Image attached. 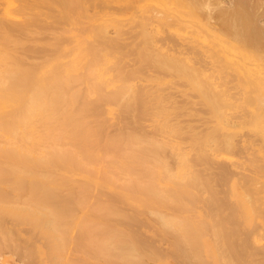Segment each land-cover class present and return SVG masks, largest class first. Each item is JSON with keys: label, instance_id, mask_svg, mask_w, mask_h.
<instances>
[{"label": "rangeland", "instance_id": "rangeland-1", "mask_svg": "<svg viewBox=\"0 0 264 264\" xmlns=\"http://www.w3.org/2000/svg\"><path fill=\"white\" fill-rule=\"evenodd\" d=\"M127 5H128V2L126 0H0V28H1L0 29V31H1L0 32V41L2 42V40L4 39L2 42L3 44L1 43L0 46L5 44V45L11 47V48L8 47L10 50H12V51L14 50V52H15V53H13L12 51L11 52L9 51V53H8L7 51L9 49L7 50V48H4L6 53H8V57H10V60H9V59H7L8 57L6 55L7 58L5 59L4 63H7V64L12 63V64H14V66L17 65L16 63H18L19 64V66L17 65L18 68H20L22 66L24 67V68H22L23 70L20 69L21 71H23L22 75H24L27 71V74L31 73L30 76H33L36 73V71L38 72L41 70V67L43 65L45 66V65H48L50 63L55 64V62H56V65H54V67L56 69L58 68L57 71H60L61 69H63V70H61V71H63V74H61L62 73L61 71L57 72V73H59V75L63 76L64 75V69H65L64 65H66V62L71 58L72 53L76 47L75 37L79 36L81 38H84L85 42H86L85 54L88 55L87 56L88 60H87L86 66L89 64H93V65H91V66H93L92 68L96 67L100 73H103V71H104V73H103L104 76L102 74L101 78H93V79H95L96 83L97 82L98 83L100 82V84L102 83L103 85L102 84L101 85L104 87V89L102 87H99L100 89L94 90V91L103 90L102 94L104 92L105 96H103L104 94L103 95L99 94L98 100H97L96 94L98 92L95 93L93 91V89L89 90L90 92L91 91L93 92L94 95H92V93H91L93 98L91 96H89L90 92L87 91L85 86H88L87 83L90 79L88 78L89 80L85 83L84 81H86V80L85 79L83 80V78H85L84 77L85 75H83V76H81L82 74L79 75V77H80L79 79L81 80V77H82V80H83V81L81 80L80 83L77 82L78 83L77 84L76 83L77 80H75V83L77 84L76 88L74 87V85H70L72 88L68 87L69 84H72V81L70 83V80H69L68 85L64 84L67 80L66 79L67 76L64 75L63 77L66 80L65 79L63 80L62 79L63 77L61 78V80H63L62 82H64V83L57 81L55 83L54 87H56V85H57L58 86V87H56L57 90H58V88L61 87L59 89L61 92V95L67 94V96H74V95L75 96L73 97V99H72V97L70 99L67 97L69 100L61 98L62 100H61V102L60 101L58 102L59 104H57V106L59 107V109H62L61 108L62 105H63L62 107L65 106L64 109L66 112L64 111L65 113H63V112H61L62 110L57 109V113L63 119L64 114L70 112L68 118H70V115H71V117H72L71 120L73 121L74 126H76L75 123L79 124L77 122H81V124L83 122L84 124L87 125V127L90 126L93 128V130H94V128L96 129L97 133L94 132L95 130L93 131V133H96L95 135L98 134L97 138H99V140H102V143L98 142L97 141L98 139L95 140V143H93L94 145L92 144L89 146L91 149L93 147V149L94 148L95 149L100 148L101 151H102V149L105 150L107 148V145L108 144L110 145L109 140L111 139L112 141L117 142L119 145L118 146L117 143H115L116 144L115 146L110 145L111 149H112V146H113L114 150H115V148H116V150L120 149L121 152L119 150L118 153L120 152L121 154L122 153L125 154V155H123V154L120 155V157L122 156L127 160H133V161H135L136 164H139V161H141V160H142L141 161L142 163L147 162L146 164L152 165V166L155 163L160 164L162 162L163 163L165 162L164 164H160V166L158 165L157 167H156V165H154L156 170L159 169V170H157V173H159L158 177H160V175L171 174L172 172L178 173V174L175 173V175L173 173L171 174V175H174L173 176L174 179L177 178L176 180H178V182L175 180L178 189L175 188L176 187V184H175V187L172 190H175V189L176 190L173 192L170 191L171 193H169V191H168V195L166 194V196H169V194H171L170 195L171 198L169 197L170 201H173V200H171L173 198V196H177L178 197L177 203L180 200H181L180 202H182V201H184V202L177 204L175 201H173L171 204L168 197H167V200H165V198L163 200V197L159 198L160 195H156L158 197H154L151 194H150L151 195V197H150L151 199H150V198H148V196L146 197V195H149V194H145L146 193L145 191H144L145 193L143 195L142 189H137V188L135 189L134 188L133 190L134 191L136 190L135 192L141 191L140 196H138L140 198L137 197V200L135 201V198L137 195H139V193L137 192L134 194L132 192H129V190H131V188L128 190L127 184H126L127 190H125V191L122 190L123 186L125 189V185L122 186V184L123 183L125 184V180H126L125 177L123 179L122 176H125L128 174L130 176V173H131L130 171L131 170L134 171V169H135V172H138V170L136 171V169L140 168L138 166L137 167L134 166L133 168H131V170L127 169L126 171L129 170L128 173H126L125 168H124V170H121V171H124L125 174L121 175L119 173L120 174L119 176L122 178L121 179L119 177L120 178L119 180L122 181V184H121V181H117V185H116L117 190L116 191H117V194H119V195L116 196L117 194L115 195L114 192L109 191L106 188L104 189V188L99 187V190H97L96 188H98V187H96L93 184L91 186V183H87L88 188L92 189L90 191V189L86 188L87 186L84 187V185H86L85 182H83L82 180H79V179H77L78 181L77 180L73 181V180H70L67 178L62 179L64 177L63 175L67 174V173H72V172H79L80 174L82 173V170L77 165L70 163V162H67L65 164H63L60 161L58 162L60 164H57V162H53L52 164H54L55 167L52 164L49 165L50 167L45 164L46 165V167H45V165H43V164L41 165V163H38V162L37 163H28V164L24 165L21 169L22 172L24 174H27V175H23V177L20 178V180H18V179L16 180L15 179L16 176L12 173V170H10L7 165L4 166L2 164V166L0 165V169H2V167H4V169H5V167H7L3 171H7V169H8V171L10 170V172H11L10 174H12V176L8 172V174L10 176V179H9V176L6 174V172L4 175H2L1 170H0V173H1L0 183H2V184H0V190H1L0 191V198L2 199V200L0 199V264H67V263H69V264H95V263L96 264H108L107 262H109L111 264H120V263L123 264V262H121V259L123 257H124L123 260L125 261L124 262V264H125L126 258H125V256H123V254L126 252H124L122 255L119 254L120 256L116 255V257L120 259L117 261L115 260V262H117V263H115L113 261L114 259H109L110 256L103 258L102 255L100 256V260L97 259V260H99L97 262V260H95V257L97 258V256H95V252H94V251L98 252L99 250L102 251V249L105 247H106L105 250L106 249H110V251L114 250L115 244L113 245V247L108 246V245L115 243L117 238L116 239L115 238L112 239V238L116 235V233H118V232L120 233L121 230H126V231H124V235H122L123 232H122V234H120L121 237H119V239H117V241L118 240L120 241V238H123L125 236V238H127V239L123 240L124 239L123 238L122 239L123 241L122 240L120 241L122 244L124 242L123 245H125V246H123L122 244H118L119 241L118 242L116 241V245L118 244L120 246H123V247H121V249L124 248L126 251L127 250L129 251L132 246H135V247H137L138 250L135 247H134V249L139 254L141 253V256L143 258L142 259L138 253L134 254L135 253V251H134V252H132L133 254L131 253L132 259L133 258L136 259V257L139 256L142 260L139 261L140 263H138V261H135V262H131V264L132 263H135V264H137V263L138 264H141V263L142 264H196L197 261L195 262V260H198V259H195L193 257V254H194L193 250H192V253H190V251H191L190 248H192V247L189 248L190 250L188 249V247L190 246L188 244L189 242L188 243H182V240L184 238L182 239L181 234L180 235H178L179 233L176 234L178 236H181V240H180L179 238H177L178 236L176 237V235L174 234L176 232V230L173 229L172 231L168 232L169 230L168 231L166 230V228L168 227L167 225H165L166 222L163 223L160 221L162 220L161 218H163V219L164 218H170V216L166 217L165 216L166 214H167V216H168V214H171L173 216H190V217L195 218L197 221L198 220L196 218L197 212H201V214L204 215V217H206V218L212 217L211 218L212 222L215 221L216 224H217V222L220 221V225L222 224L223 229L225 228V233H227V237H230L234 240L232 242L230 241L229 245L230 246L235 245V246H233L236 249L235 253H234V251H232L233 252L232 253L231 250H233V249H231V247L228 248L229 246H227V245H226L227 251L230 249V251H228L227 253H230V254H227L226 251H223L221 249L222 250L221 251L222 257H225V259H228L227 261L233 259L231 261H233L234 263L229 262V264H231V263H233V264H264V248L259 249L261 247V245L264 244V138L259 134V132L257 130L260 128L264 129V113L255 114L251 111L252 105L256 102L251 101L252 102L251 103L249 100H245L239 95L240 90L238 87V81L232 75L229 76L230 82L228 84V86H230V88H231L229 91L232 94H230V93L226 94V93H223L222 91H214L211 94L214 96V98H213L214 101L213 100L209 101L211 99V98H209L210 96L207 98H201L200 97L201 100H199L198 98L197 99L191 98L192 95L188 96V95H190L189 93H192V90H191V92H189L190 91L189 86L185 85L184 83L182 84L180 82L181 81L180 78L177 77V74H179V72L175 73L174 68H172L173 71L171 70V67L169 69V72L166 70L165 65L168 64V62L170 60L165 57L169 61L166 59H165L166 61H164V59H163L164 57L162 55L163 54L162 50L165 49L166 45H170V46L174 45L173 47H176L178 45V43H179L178 38L175 36V34L169 33L168 31H163V33H162L156 27H153V29L150 30V32L152 33L151 37H149V35H147L146 33L144 35L143 32H145L144 30H146V29L145 28H144V30L142 29V27L144 26L142 23V17L146 13L145 9H143V8H145L146 3L143 2L140 4V5H142L141 7H143V8L137 9L138 12H136V10H127L126 9ZM6 6H8L9 8ZM165 8H167V7H165ZM146 9H149V7L147 6ZM98 11L101 12V14L102 13L104 14L105 12L109 13V14L103 15L100 17V14H98V15L96 14V12L98 13ZM131 13H134L133 18L129 17V15ZM13 16H15V18ZM156 29H157V31H156ZM89 30H90V32H89ZM94 30H96V35L94 33L95 32ZM97 30H98V32H97ZM115 31H117L118 33L120 32L119 33L120 35L123 32L122 33L123 35L117 39V37H119V36H117ZM126 31L129 34L125 33ZM4 32H7L9 36L7 34H5ZM98 33H100V34H98ZM136 33L139 37L137 35H135ZM101 34L104 35L105 37H103ZM133 35L137 36L138 38L132 37ZM142 35H144L145 37L146 36L148 37L147 38L148 40L146 41V43H145L146 39L144 38L145 40H143ZM5 36H8V37H5ZM93 37H95V39ZM101 37H102V40H100ZM11 38L14 40L13 43H12ZM104 38H107V39H104ZM15 39H18V40H15ZM108 39H110V40H108ZM131 39L133 41H137V43H138V44L136 43L137 46H136V44L134 45V42L131 41ZM149 39L153 42L152 44H150L151 41H149ZM90 40L93 43L92 45L90 43ZM18 41L20 44H18ZM100 41H102V42H100ZM94 42L99 43V44H97L98 46ZM176 42H178V43H176ZM10 43H12V44H10ZM111 43H112V45H111ZM17 44H18V46H17ZM99 45L101 46L102 51H100L99 49L97 50L98 47L100 48ZM138 45H140L139 46L140 48L138 47ZM150 45L152 47L154 46L153 49L156 48L157 50H153L150 47ZM2 47H4V46H1L0 50H2L1 49ZM13 47H14V49H13ZM71 48H72V51H71ZM112 48H113V50H112ZM5 51L3 50V52H5ZM153 51H157V52H153ZM159 55H160V57L161 56L163 57V58H161V60H160ZM3 56L5 58V53ZM16 57H18L19 60ZM51 58H52V62L49 61V60H51ZM55 58H58V59L56 60ZM62 58H65V59H62ZM162 59H163V61H162ZM156 60L159 63L156 62ZM91 61H93V63ZM160 61H162V62H160ZM88 62H91V63H88ZM96 62L98 64H100V66ZM165 62H166V64H165ZM20 63H22V64H20ZM45 63H47V64H45ZM171 63H172V61H170L169 64H171ZM39 65H40V67H39ZM11 66H13V65H11ZM89 66H88V68H89ZM101 66H102V68H101ZM37 67H38V69H37ZM168 68H169V66L167 67V69ZM24 69H26V70H24ZM32 72L34 74H32ZM29 74L27 75L28 76L27 81L31 80V77L29 76ZM173 74H174V76H173ZM60 77L61 76H59V78ZM107 78H108V80L111 78V82L110 81L108 82ZM112 80H113V84L118 86V89H117V86L113 85L114 87H112V88H114V89H112V91L107 90V89H111L110 86L112 84ZM114 81H116V82L114 83ZM90 82L92 83L93 80ZM122 82L124 84L125 83L128 84L127 89L124 86V84H122ZM59 83H61V84H59ZM75 83L73 81V84H75ZM93 83L91 85L95 84V86H96V83H94V84ZM107 83H108V85H107ZM100 84H97V85L99 86ZM61 85H63V86H61ZM184 85L186 86V88ZM66 86H67V89H66ZM98 86H96V87L98 88ZM89 87H90V85H89ZM92 87H90V89ZM182 87H184V88H182ZM63 88L65 91L63 90ZM115 88H116V90H115ZM83 89H86L85 91H87V93L89 92V94H87ZM187 89H189V90H187ZM57 90H56V92H57ZM59 90H58L57 94H60ZM80 90L82 93H85V95L83 94L84 97H82V93L79 94ZM237 90H239V91H237ZM69 91H70V93L68 94ZM71 91H73V92L75 91L74 93H78L80 96L78 94L72 95ZM234 92H236V93H234ZM99 93H100V91H99ZM184 93H185V96H183ZM187 93H188V95H187ZM192 94H193L192 97H195L194 96L195 93L193 92ZM219 94L221 97L219 96ZM186 95L189 97V99L183 98V97H186ZM101 96H102V98H101ZM127 96H129L128 97L129 99L127 98ZM229 96H233V99H232V97H229ZM239 96L241 97V99ZM87 97L90 98V101H88L89 99ZM197 97H199V96H197ZM85 98H86V100H84ZM208 98H209V100H208ZM74 99H75V101H74ZM63 100L64 101L66 100V102L69 103L68 104V108H70L69 110L72 109L71 106L73 107L74 104H75V106H74L75 108H76V106H78L77 108H79L81 106L79 108L80 112L74 111V109H75L74 108L72 110V113L74 112L73 114H75V117H74L72 115L71 111L66 110V108H67L66 103H64ZM72 100L74 103H72ZM228 101L230 102L229 104L226 103ZM62 102L65 105L61 104ZM87 103H89V104H87ZM70 104H71V106H69ZM216 105L221 107L220 111L223 110V114H221V115L219 114L220 113L219 107L218 106L216 107ZM212 107L213 108L215 107V109H213ZM76 110H78V109H76ZM20 114L21 113H19V115ZM82 115L85 117L87 115V117L89 119L87 117H86V119H88V120L83 119ZM219 115L222 116V118L219 119ZM96 116H98V117H96ZM91 117L93 120L91 119ZM73 118H76L77 120L73 119ZM62 119L60 121H62ZM65 120H66V122H68L67 120L70 121V122H68V124L72 123V121L70 119H65ZM101 120H102V122H101ZM64 121H62L61 123L63 124ZM213 121H215V122H213ZM66 122L64 124H67ZM61 123H59L60 126L62 125ZM93 123H94V125H93ZM217 123H219V124H217ZM222 123H223V127H226V128H224V129L221 128ZM216 124H217V126H216ZM225 124H228L229 126H226ZM220 125H221V127H220ZM230 125H232V126H230ZM71 126H73V124ZM90 127L88 128L89 130L91 129ZM97 127H98V129H97ZM252 130H253V132H252ZM90 131L92 132V129ZM111 135H113L114 138L117 135V137L115 138L117 140L112 139L113 137ZM233 135H234V137H233ZM109 136H111V137H109ZM118 136L121 139L118 138ZM95 138H96V136H95ZM106 138L107 139L110 138L108 140L107 145H106L107 140L104 141ZM128 138H130L129 139L130 142H129ZM132 138H135V141ZM229 138H233L232 139L233 142H231L230 141L231 139H229ZM138 141H139V144H138ZM229 141L231 142V144H230L231 146H229V144H227V142H229ZM124 142H126V143L124 144ZM29 143L27 144V146H30L29 148H31V147L36 148L37 147L36 145L34 146V144H32V143L29 144ZM75 143H76V145H78L82 142L80 141V143H77V141H74V142L70 143L72 148L76 147V146L72 145ZM131 143L132 144L134 143V146L136 145V143H137L136 146H138V145L141 146L142 144H144V146H142L141 149H140V147H139V149H137L134 146L131 147V145H132ZM120 144H121V146H120ZM129 144H131V145H129ZM122 145H124V146H122ZM204 145H206V146H204ZM208 145H209V147H208ZM78 146L80 148L81 144ZM150 146L153 147L154 149L150 148ZM144 147H145V149H144ZM201 147H202V149L204 148L203 149L204 152H205V148L208 147V151L201 154L200 153V152H202ZM133 148H135L138 152H136L135 149H133ZM37 149H38V147H37ZM107 150L108 149H106V151ZM112 150H109V151H112ZM116 150H115V152L114 151L113 152L116 153L117 152ZM124 150H126L128 152L125 153ZM113 152H110V153L113 154ZM135 152L138 153V155H136ZM152 152L155 155L154 156L151 155V157H150V153H152ZM118 153H116V154L118 155ZM128 153L129 154L132 153L133 155H129ZM147 153H149L148 157H147ZM185 154L187 156H185ZM113 155H115V154H113ZM227 155H230V157ZM178 156L179 157L184 156V157L182 159L181 157L179 158ZM135 157L136 158L139 157L138 161H137V159H135ZM144 157H146V158H144ZM153 158L156 159L157 162L152 161ZM103 159H105V158H103ZM103 159H101L99 161L101 162V161H103ZM107 159H109L110 163L113 162L110 160V158H107ZM185 159L187 161H185ZM149 161H150V163H149ZM182 161L185 162L184 166L182 165L184 163V162L182 163ZM96 163H98V160L96 161ZM166 164L169 166L171 171L169 169H166V167H165V169H166V171H165V169L163 167H164V165L166 166ZM58 165H61V166L59 167ZM106 165H108V162ZM111 165L113 166V164H111ZM108 166H109V170H110L111 169L110 165H108ZM108 166H106V167L108 168ZM26 167H27V169H29V173H28L27 169L26 170L23 169ZM61 167H62V169L65 170V172H64V170L61 169ZM185 167L188 168L189 173L187 171L183 170V169H185ZM48 168L49 169L51 168V170H48ZM112 168H114V167H112ZM45 169L48 170L49 174L46 173L47 170H45ZM69 170H70V172H69ZM161 170H163V171H161ZM36 171H38V172H36ZM91 171H93V170H91ZM133 171H132V173H133ZM183 171H184V174H185V172H187L186 176H189V178H190V176H191V178L193 176H195V178L194 177L192 178V181H187L184 185H182V183L184 181L188 180L187 179L188 177L186 178V176H185V178H184V176L182 175ZM192 171H194V172H192ZM139 172H142V171L139 170ZM35 173H37V174L35 175ZM45 173L48 175L52 174L53 176H55L53 178L56 179L57 183L61 186V188H54V189H56V190H54V189H52L53 187L51 188L49 186L52 190H50V191L48 190L49 191V194H48V191L46 189L45 190L43 189V188H46L47 185L44 184L45 187L44 186L42 187L43 182L37 178V176L38 177L44 176ZM190 173L192 175H190ZM92 174H94V172ZM146 174L147 173L144 174V172H142L141 174L139 173L138 175L139 176L141 175L140 177L146 178V176L149 175V174H147V175ZM5 176H7L6 180L4 179ZM59 176H62V177H59ZM58 178H61V179H58ZM148 178H150V177H148ZM21 179H23L24 181ZM180 179H182L184 181L182 182V180L180 181ZM10 180L14 184H11V182H9ZM25 180H26V184L24 185ZM29 180L33 181V183H29L27 185V182H30ZM123 180H124V182H123ZM193 180H194V182L195 181H197V182L194 183ZM6 181L9 182V183L7 182V185L5 184ZM15 181H22L23 184L22 183L20 184V182H15ZM37 181L40 182L41 185H39ZM61 181H64V182H61ZM69 182H71L70 183L71 185L69 184ZM15 183L18 184L19 186L21 185L22 188L21 187L20 188L23 190V194L20 193V191H18V190L16 191L17 193L14 192L15 191L13 189L14 187L11 185H15ZM65 183L67 186L65 185ZM78 183H82L81 184L82 186ZM68 184H69V186H68ZM260 184H261V186H260ZM9 185H10V188H12V187L13 188L10 189ZM24 186L26 188V191H24L25 190ZM27 186H29V187L27 188ZM62 186L63 187L65 186V187L62 188ZM71 186L72 187L74 186L75 189H77V190L71 188ZM76 186H78V187H76ZM120 186H122V188ZM250 186L252 188H250ZM5 187H7V189H9L10 191L7 190ZM31 187H33V188H31ZM2 188H3V190H2ZM79 188H82L86 192V193L84 192L85 195H81V193L80 194L77 193L79 191L78 190ZM234 188L241 191V193L243 194V196H244V198L248 204L250 214L248 215L247 218H243L241 216L240 209H239V206L237 204V200L232 194V190ZM5 189H6V191H5ZM15 189H18V188L16 187ZM57 189L59 191H57ZM64 189H65V191H64ZM71 189H73L74 192L76 191V193H77L76 195L78 197L79 196L83 197L84 202H81L82 200L80 199L81 201L79 200V205H81V203H83L82 204L83 206H84V204H86L84 206V209L81 210V208L77 207L76 204H77V201L79 198H77V196L74 194L73 191L72 192L74 195H72V193H70V192L69 193L71 195L68 193L67 190L71 191ZM250 189H252V190H250ZM53 190H54V192L56 191L57 194L51 193V192H53ZM102 190L105 191V193L99 192ZM178 190H179V192H178ZM4 191L7 193H5ZM8 191H9V193H8ZM66 191H67V193H66ZM29 192H32V198L31 199H30L31 193H29ZM36 192H38L39 194L44 193V194H46L45 196L48 195L49 198H45V199L48 203L50 202L51 206H50V204L45 203L44 199H42L41 196L39 197L38 196L39 194ZM41 192H43V193H41ZM58 192H60V193H58ZM80 192H82V190ZM88 192H91V193L88 194ZM99 193H101V194H99ZM172 193H175V194H172ZM17 194L18 195L21 194V195H19L20 197H18ZM25 194H27L29 199H26L28 197ZM33 194L37 200L39 199L38 202L42 203L43 205L45 204V206L50 207V209H51V207L56 208L58 206L57 211H56V209H54V212H57V214H55V216L58 215L56 217L60 218L61 216L64 217V216L68 215V217L67 216L65 217L66 218L65 222H64V220H60L62 218H60L59 221H60V223H62L61 221H63L64 223H69L70 225L73 224V226L68 225L67 226L68 228L66 227V229L68 231L70 228V234L69 235H66L69 232L62 233V232H66V230L64 231L63 229H61L63 227V225L66 226V224H63V223H62L63 225L57 224L56 221H58V220H57V218H55V216H53V217L56 219V221H54L53 223H55L57 225H61V227L60 226H59L60 228L55 227V224H54L53 229L55 230L56 233L54 232V230L50 229L51 226L53 225V223H50V222H52V221H50V219H52V215H51V217L49 216V221H48V215H44V214H42V212L39 213L33 209L34 204L38 203V202H33L34 201L33 200ZM98 194L100 196H98ZM177 194H179L180 196H178ZM12 195L16 196V197L14 196L15 199L17 197L20 199H23L22 197H24V200H29V202L32 200V202H30L31 205H28L29 206L28 211H27L28 206L26 205V204H28L27 201L25 202V205H20V204H22L21 201H23V200H21V201L18 200L17 202H21V203H18V204L16 203V204L12 205V202H14V200H12L13 199ZM133 195L135 196V198H133L134 199L133 201H135V203L137 204V208L130 207L131 203H130L129 199H131V197H133ZM71 196L72 197L76 196V199L72 198ZM90 196H91V199H90ZM93 196L98 197V198L100 197V199L98 201L104 202L103 205H100L102 203H99L98 206L99 205L105 206L106 204L110 203L109 204L110 206L112 204V206L110 207L111 209H113L112 207L114 206L115 208L119 209L120 212H117V209H116V211H112L110 208L108 209V206H106L107 211L103 212V210H101L100 207L98 208L96 206L98 201ZM129 196H130V198H129ZM247 196L249 199L247 198ZM42 197H44V196H42ZM85 197H87V199L89 197V199H90V200L88 199L89 202H87L88 200L85 199ZM141 197H142V200H141ZM144 197H146V198H144ZM258 197H261V198H258ZM92 198H94L93 199L94 203H96L95 205L93 203V205H94L93 207L90 205L92 203ZM179 198H181V199L179 200ZM3 199H5L7 201L12 200L10 203L11 205L9 206V203H8V205H6L7 201H5L6 203L4 202V204H2L4 201ZM148 199H149V201H147ZM155 199H157L156 201L157 202L159 201V202L158 203L154 202L153 200H155ZM173 199L176 200L175 197ZM75 200H77V201H75ZM249 200H250V203L248 202ZM1 201H2V203H1ZM85 202H87L89 204H87ZM188 202H189V204L187 205ZM142 203L144 204L143 206H142ZM159 203H160V205H159ZM162 203H164V204L162 205ZM183 203H184V205H183ZM23 204H24V202H23ZM145 204L148 206V208ZM23 206L26 207V210ZM95 207L98 210H96ZM149 207H151V210L149 209ZM154 207H156V208H154ZM2 208L5 210L4 212H3ZM59 208L61 211L60 213H59ZM61 208L65 209V210H62ZM77 208H78V210H77ZM88 208H90V209H88ZM92 208H94V210ZM130 208H133L134 211L138 210L140 212V214L138 215L139 212L137 213V211H135V213H133L132 212L133 210H131ZM190 208H192V209H190ZM29 209H31V210H29ZM99 209L103 213H107L109 211L110 212L112 211L115 215L120 213L118 215H122V216H117V215L115 216L111 212L112 214H110V213L109 214L113 215V216L109 217V215H107L108 214L107 213L104 215V216H108L107 220H105V218H103V216H100L101 214L103 215V213L100 212ZM102 209H103V207H102ZM104 209H105V207H104ZM140 209H141V211L145 210V212H144L145 214H143V212H141ZM153 209H156L155 211L158 213V214L156 213V215H158L157 217L160 218L161 220H158L157 218H155L156 215H154L155 217L153 216V214L155 212ZM32 210H33V212H32ZM76 210L79 213L75 214ZM85 210H88V212L86 214L85 213L83 214V211H85ZM147 210H150L151 213H148ZM159 210H161V211H159ZM115 212H117V213H115ZM217 212H219V213H217ZM27 213H28V215H27ZM64 213H67V214L64 215ZM161 213H162V215L165 213L163 215L165 217L159 215ZM211 213H212V215H211ZM52 214H54V213H52ZM60 214H61V216H60ZM69 214L71 217L69 216ZM213 215H214V217H213ZM81 216H84V217L81 218ZM159 216H161V217H159ZM25 217H27L29 220H26ZM74 217H75V219H74ZM37 218H38V221H37ZM39 218H40V221H39ZM54 218H53V220H55ZM65 218H63V219H65ZM70 218L71 219L73 218L72 219L73 221ZM80 218L82 219V221L86 220L85 222L88 221V223L89 224L91 223V224L89 225L87 223L85 224L84 222L82 223V221L80 222L79 221V220H81ZM101 218H103V219H101ZM41 219H42V224H41ZM44 219L47 220L48 222L45 221ZM69 219H70V221H69ZM103 220H105V221H103ZM44 221L46 222L45 224H44ZM163 221H165V220H163ZM234 221L236 223H234ZM156 222L160 223L161 225L164 224L165 226H167V227L164 226L166 231L164 230V227L162 228L163 229L162 230ZM199 222H201V221H199ZM202 222H201V224H203V225L199 226V223L197 224L199 231H200V232L197 231L199 235L202 234V237L203 236L211 237L212 233H215L216 237L213 235L214 241H216V239H217L216 242H218V243L221 242L223 244L224 243L228 244L227 243L228 240L226 239L227 240L226 241L224 239L227 237H225L223 235H221L223 238L218 237V234H221L223 232L219 231L220 233H217V232H215V230L217 228H214L213 227L214 225L213 226L211 225L212 223L209 224L208 222L207 223L206 222L204 223V221H202ZM77 223L79 226L76 225ZM79 223H82L83 231L85 228L84 225H87V227L88 226L92 227V229L94 231L91 228H90V231H93V232L89 233V230H88L89 234H86L87 231L86 232L84 231L85 233H83L82 230L79 231L78 228L81 227V225ZM93 224H96V225H93ZM104 224H106L107 227L104 226ZM213 224H215V223L213 222ZM220 225H218V226H220ZM222 225L220 226L221 228H222ZM230 225H234L233 227L236 228L235 231H233L234 228L232 226L230 227ZM36 226H38V227H36ZM65 226H64V228H65ZM100 226H103V227H101V229H100ZM114 226H115V228H114ZM257 226H258V228H257ZM45 227L49 228V230L46 229ZM229 227L231 229L232 228L233 229L231 230ZM107 228H109V230H111V231L114 230V232L115 231L116 232L112 238L109 236H108V238H106V239L111 238L112 242L109 239L108 241H110V243L105 244V243H102L101 240H103V241L106 240V239L104 240V237H107V234L105 236V233L110 232ZM119 228H120V230H119ZM198 228L194 229V230L196 231V230H198ZM212 228H214V229H212ZM221 228H220V230H221ZM59 229L63 230L62 232H60L63 237H61V234H59V232H58ZM167 229H169V228H167ZM218 229H219V227H218ZM253 229H254V231H253ZM106 230H108V231H106ZM229 230L233 231V234L230 233L231 236L229 234ZM103 231L105 232L104 235H102ZM226 231H228V232H226ZM91 233H93L94 238H96V235L97 236L99 235V237L101 235V237L103 238V239L100 238L101 240L98 237L96 238V240L93 238L96 243H94V240H91V241H93L94 244H96L95 247H97L98 249L92 248L93 246H89V247L87 246L86 242H88V240L90 239V238L87 239V237H88V235L90 236ZM130 233H131V235H130ZM64 234L66 235L67 239H69V240L63 239ZM120 235L117 234V236H120ZM199 235H197V237ZM110 236H112V235H110ZM230 238H228V239L231 240ZM58 239L61 241V243H63V240H65V241L67 240V242H64L66 245L64 244L63 247H61L62 245L60 244V241ZM128 240L129 241L131 240L130 243L132 241H134L135 243L132 242L130 244L132 246L129 247L130 245H126V243H128L127 242ZM248 240H250V241L247 242ZM69 241H70V243H69ZM184 242H185V239H184ZM93 243H91V244L93 245ZM218 243H217L218 246H220V245L222 246L221 243L220 244H218ZM237 243H238V245H236ZM186 244H188V247ZM198 244H199V242H198ZM198 244H197V246L195 245L196 248L197 247L199 248V246L202 247L201 244L199 246H198ZM250 244H252V245H250ZM89 245H90V243H89ZM259 245H260V247H259ZM64 246L66 247L65 249H64ZM257 246L259 248L256 249ZM90 247L92 249H90ZM119 247L118 248L116 247V248L119 249ZM220 247H218V250ZM223 247H224L223 249L225 250V245ZM239 247H240V250L238 249ZM196 248H195V250H196ZM54 249H56V250H54ZM93 249H96V250L92 251ZM121 249H119V250H121ZM64 250H67V251H64ZM132 250H133V247H132ZM200 250H201L202 254L199 253V255H200V258L198 256L199 260L201 258H203V259H205L207 264H213V261L211 259H208L205 256L203 247H202V249L200 248ZM87 251H88V254H87ZM110 251H108V252L111 255L112 252H110ZM128 251L126 253L127 255L129 254ZM196 251H195V253H196ZM254 251H256V252H254ZM113 252L116 253L115 251H113ZM114 253H113V255H114ZM117 253H120V252L117 251ZM84 254H86V255L84 256ZM100 254H103V253H100ZM109 254H107V256ZM143 254H145L146 256H144ZM63 255L65 256V258L62 257ZM96 255L99 256V254H96ZM103 255H105V254H103ZM113 255L111 258L114 257ZM147 255H149V256H147ZM229 255L232 257L231 259H230ZM90 256H91V258H90ZM195 256H197V255H195ZM101 257L104 260L106 258L108 260L103 262L102 261L103 259ZM128 257L130 258V256H127V258ZM139 257H138V259H139ZM222 257L220 259H222V261H226V260H223L224 258H222ZM66 259L68 262L66 261ZM132 259L131 260L127 259V260L133 261L134 259L133 260ZM152 259H153V261H152ZM260 260H262L263 262ZM199 262H201V261H199ZM227 263L224 262V264H227ZM126 264H129V263H126Z\"/></svg>", "mask_w": 264, "mask_h": 264}, {"label": "bare ground", "instance_id": "bare-ground-1", "mask_svg": "<svg viewBox=\"0 0 264 264\" xmlns=\"http://www.w3.org/2000/svg\"><path fill=\"white\" fill-rule=\"evenodd\" d=\"M127 2H128V5H127V10H136V12H138L137 11V9H142L143 7H141L142 5H140L141 3H146V6H145V8H143V9H145V14L143 15V17H142V23H143V27H142V29L144 30V28L146 29V30H144L145 32H143L144 33V35H145V33L147 34V35H149V37H151V35H152V33L150 32V30L151 29H153V27H156L160 32H162L163 33V31H168L169 33H173V34H175V36L178 38V40H179V43L178 42H176V43H178V45L176 46V47H173V46H170V45H166V47H165V49H163L162 51H163V57L161 56L160 57V55H159V57H160V60H161V58H163L164 59V61H166V60H170V61H172V63L171 64H169L170 63V61L168 62V64H166V62H165V68H166V70L169 72V69H170V67H171V70H172V68H174V71H175V73L176 72H179V74H177V77L178 78H180V82L183 84H185V85H188L189 86V89H190V91L189 92H191V90H192V93L194 92L195 94H194V96L195 97H192L193 96V94L192 93H189L190 95H188V93H187V95L188 96H191V98H194V99H199V100H201V98H207V97H209V98H211L210 100H209V98H208V100L209 101H214V96L213 95H211L214 91H222L223 93H226V94H229L230 93V86H228V84H229V76H233L237 81H238V87H239V90H240V92H239V95L243 98V99H245V100H249L250 102L251 101H254V102H256V103H254L253 105H252V108H251V111L253 112V113H255V114H260V113H264V0H126ZM3 3V2H2ZM149 7V9H146V7ZM6 7H8V6H6ZM5 7V8H6ZM165 7H167V8H165ZM9 8V7H8ZM16 9V8H15ZM18 10V9H17ZM135 12V11H134ZM5 14V13H4ZM96 14L98 15V14H100V17L101 16H103V15H107V14H109V13H102L101 14V12H99L98 11V13L96 12ZM6 15V14H5ZM10 15V14H9ZM14 18H15V16H13ZM17 17V16H16ZM129 17H131V18H133L134 17V13H131L130 15H129ZM4 18V17H3ZM5 20V19H4ZM19 21V20H18ZM120 21V20H119ZM122 24V23H121ZM89 26V25H88ZM86 27V26H85ZM95 27V26H94ZM100 28V27H99ZM1 29V28H0ZM3 29V28H2ZM86 29V28H85ZM94 29V28H93ZM157 29H156V31H157ZM101 30V29H100ZM123 30V29H122ZM88 31V30H87ZM93 31V30H92ZM95 32V35H96V30H94ZM147 31V32H146ZM1 32V31H0ZM89 32H90V30H89ZM97 32H98V30H97ZM100 32V31H99ZM116 32V34H117V36H119V37H117V39L118 38H120V36H122L123 34V32L121 33V35L117 32V31H115ZM5 34H7L8 35V33L7 32H4ZM125 33H128L127 31L125 32ZM135 33V32H134ZM4 34V35H5ZM98 34H100V33H98ZM129 34V33H128ZM155 34V33H154ZM160 34V33H159ZM11 35V34H10ZM91 35V34H90ZM102 35V34H101ZM135 35H137V33L135 34ZM144 35H142V37H143V40H145V43H146V41L148 40L147 38V36L145 37ZM9 36V35H8ZM8 36H5V37H8ZM94 36V35H93ZM98 36V35H97ZM103 37H105L104 35H102ZM130 36V35H129ZM138 36V35H137ZM137 36H132V37H137ZM164 36V35H163ZM3 37V36H2ZM139 37V36H138ZM137 37V38H138ZM10 38V37H9ZM13 38V37H12ZM11 38V39H12ZM94 39H95V37H93ZM97 38V37H96ZM99 38V37H98ZM111 38V37H110ZM145 38V39H144ZM104 39H107V38H104ZM103 39V40H104ZM122 39V38H121ZM129 39V38H128ZM133 39V38H132ZM131 39V41H133ZM165 39V38H164ZM4 40V39H3ZM3 40H2V42H3ZM10 40V39H9ZM8 40V41H9ZM15 40H18V39H15ZM75 40H76V47H75V49H74V51H73V53H72V56H71V58L66 62V65H64L65 66V69H64V75H66L67 77H66V79L62 76V75H59V73H57V72H60L61 70H63V69H59L60 71H57V69L54 67V65H56V62H55V64H51L50 62V64H48V65H43L42 67H41V70L40 71H36V73L34 74L33 72H32V74H34L33 76H30L31 75V73L29 74V76L31 77V80H28L27 81V78H28V74H27V71H26V73L24 74V75H22V72L23 71H21L20 69H22V68H24L23 66L22 67H20V68H18V66H19V64L18 63H16L17 65H15L14 66V64H12V63H4L5 62V59L8 57V53H9V51L11 52L12 50H10L9 48H11V47H9V46H7V45H1V46H4V47H2L1 49L2 50H0V165L2 166V164L4 165V166H8V168L10 169V170H12V173L16 176V180L18 179V180H20V178H22L23 177V175H27V174H24L23 172H22V167L24 166V165H26V164H28V163H41V165L43 164V165H50V164H52L53 162H57V164H60V163H58L59 161L60 162H62L63 164H65V163H67V162H70V163H73V164H75V165H77L81 170H82V173L80 174L79 172H72V173H67V174H64L63 176V178L62 179H64V178H67V179H70V180H73V181H75V180H77V179H79V180H82L83 182H85V184L86 185H84V187L85 186H87L86 188H88V184L87 183H91V186H92V184L93 185H95L96 187H98V188H96L97 190H99V187L100 188H106V189H108L109 191H112V192H114L115 193V195L117 194V187H116V185H117V181H121V180H119L121 177L119 176L120 174L121 175H124L125 174V172L124 171H121V170H124V168H125V171L127 170V169H129V170H131V168H133L134 166L135 167H140V168H138V169H136V171L138 170V172H139V170H141L142 172H144V174L145 173H147V174H149V175H147L148 177H150V178H148L147 176H146V178L145 177H140L138 174L140 173H142V172H135V169H134V171L133 170H131L129 173H130V176H129V174L128 175H125V176H122V178L124 179V177H125V184L123 183L122 184V181H121V184H122V186L123 185H125V189H124V186H123V188H122V186H120L121 188H122V190H127V188H126V184L128 185V190L131 188V190H129V192H132V193H139V195H137L136 196V198H135V196L133 195V197H131V199H129V201H130V203H131V205H130V207H134V208H137V204L135 203V201L137 200V197L138 196H140V193H141V191L139 192V191H137V192H135L133 189L135 188H137V189H142V194L144 195V193L145 194H151V195H153L154 197H158V196H156V195H160L159 196V198H162L163 197V200H164V198H165V200H167V197H168V199H169V201H170V195L171 194H169V196H166V194L168 195V191H169V193H171V192H173V191H175L176 189H178V187H177V184H176V181L178 182V180H176L177 178H173V176L175 175V173L174 172H172L174 175H171V174H165V175H160V177H158V175H159V173H157V170H159V169H157L156 170V168H155V166L154 165H156V167L159 165L160 166V164H164L162 161V163H155V162H157L156 161V159H154L153 158V160L152 161H155L154 163V165L152 166V165H148V164H146V163H142L141 161H139V164H136L135 163V161H133V160H127V159H125L124 157H120V155H125L124 153H120L121 152V150H120V154L118 153V149L116 150V148H115V150L117 151L116 153H118V155L116 154V153H114L115 152V150L113 149V146H115L116 144L115 143H117V142H114V141H112L110 138H106L104 141H106L107 140V143H106V145L108 144V140H109V143H110V145H113L112 146V149H111V146L108 144L107 145V148L106 149H108L107 151H106V149L104 150V149H102V151H101V149L99 150V149H93V147H92V149L89 147L90 145H92L93 143H95V140H97L98 142H100V143H102V140H99V138H97V136H98V134L97 135H95L96 133H97V131H96V129L94 128V130H93V128L92 127H90L91 129H92V132L88 129L89 127H87V125L86 124H84L83 122H82V124H81V122H77V123H79V124H76L75 123V125L76 126H74V123H73V121L71 120V115H70V118H68V116H69V113H66V114H64V117H63V119L65 120V119H70L71 121H72V123H69L68 124V122H70L69 120H67L68 122H66V120L64 121L60 116H59V114L57 113V109H59V107L57 106V104H59L58 102L60 101L61 102V100L62 99H70L71 97H72V99H73V97L75 96L74 94H78V93H74L73 91H71L72 93V95H74V96H67V94L66 95H61V92H60V88H58V90H59V92H60V94H57V92H58V90H57V88L56 87H58L57 85H56V87H54L55 86V83L58 81V82H61V83H64V82H62L64 79L66 80V82L64 83V84H66V85H68L69 84V80H70V83H71V81H72V84H69V86L68 87H70V88H72L70 85H74V87L76 88L77 87V82H81V80H82V77H81V80L79 79L80 77H79V75H81V76H83V75H85L84 77L85 78H83V80L85 79L86 81H84L85 83L88 81V86H85L86 87V89H87V91H89V90H92L93 89V91L94 90H98V89H100L99 87H102L103 89H104V87L100 84V82L98 83H96V81H95V79H93V78H101V76H102V74L104 73V71H103V73H100L99 72V70L96 68V67H94V68H92L93 66H91V65H93V64H89V65H87L86 66V63H87V56L88 55H86L85 54V50H86V42H85V39L84 38H81V37H79V36H76L75 37ZM100 40H102V37H101V39ZM108 40H110V39H108ZM136 40V39H135ZM171 40V39H170ZM13 39H12V43H13ZM94 41V40H93ZM97 41V40H96ZM113 41V40H112ZM139 41V40H138ZM149 41H151L150 39H149ZM174 41V40H173ZM1 41H0V44L2 43ZM6 42V41H5ZM100 42H102V41H100ZM104 42V41H103ZM120 42V41H119ZM134 42V45L137 43V41H133ZM132 42V43H133ZM7 43V42H6ZM12 43H10V44H12ZM90 43H91V45L93 44L92 42H91V40H90ZM95 43V42H94ZM110 43V42H109ZM126 43V42H125ZM153 42L151 41V43L150 44H152ZM3 44V43H2ZM18 44H20L19 43V41H18ZM18 44H17V46H18ZM96 45L97 44H99V43H95ZM114 44V43H113ZM138 44V43H137ZM137 44H136V46H137ZM165 44V43H164ZM14 45V44H13ZM90 45V44H89ZM106 45V44H105ZM111 45H112V43H111ZM141 45V44H140ZM140 45H138V47L140 46ZM0 46V47H1ZM7 46V47H6ZM16 46V45H15ZM94 46V45H93ZM98 46V45H97ZM100 46V45H99ZM156 46V45H155ZM9 47V48H8ZM89 47V46H88ZM103 47V46H102ZM113 47V46H112ZM150 47L153 49V47L150 45ZM4 48H7V52L8 53H6V51H5V49ZM94 48V47H93ZM140 48V47H139ZM13 49H14V47H13ZM95 49V48H94ZM100 50V51H102L101 50V46H100V48L98 47L97 48V50ZM3 50L5 51V52H3ZM18 50V49H17ZM109 50V49H108ZM112 50H113V48H112ZM153 50H157L156 48H154ZM68 51V50H67ZM71 51H72V48H71ZM13 53H15L14 52V50L12 51ZM153 52H157V51H153ZM159 52V51H158ZM4 53H5V58H4ZM12 53V54H13ZM65 53V52H64ZM11 54V53H10ZM9 54V55H10ZM6 55H7V57H6ZM14 56V55H13ZM158 56V55H157ZM61 57V56H60ZM158 57V58H159ZM168 58V59H166V58ZM16 58H18V57H16ZM155 58V57H154ZM7 59H9L10 60V57H8ZM56 60L58 59V58H55ZM60 59V58H59ZM62 59H65V58H62ZM68 59V58H67ZM163 59H162V61H163ZM166 59V60H165ZM17 60V59H16ZM18 60H19V58H18ZM54 60V59H53ZM150 60V59H149ZM155 60V59H154ZM153 60V61H154ZM7 61V60H6ZM49 61H51L52 62V58H51V60H49ZM55 61V60H54ZM53 61V62H54ZM60 61V60H59ZM162 61H160V62H162ZM58 62V61H57ZM61 62V61H60ZM92 63H93V61H91ZM91 62H88V63H91ZM152 62V61H151ZM156 62H158L157 60H156ZM97 63V62H96ZM159 63V62H158ZM13 65V66H11V65ZM20 64H22V63H20ZM42 64V63H41ZM45 64H47V63H45ZM98 64V63H97ZM164 64V63H163ZM99 66H100V64H98ZM160 65V64H159ZM162 65V64H161ZM171 65V66H170ZM21 66V65H20ZM88 66H89V68H88ZM169 66V68L167 69V67ZM39 67H40V65H39ZM59 67V66H58ZM87 67V68H86ZM91 67V68H90ZM101 68H102V66H101ZM163 68V67H162ZM37 69H38V67H37ZM100 69V68H99ZM23 70V69H22ZM24 70H26V69H24ZM36 70V69H35ZM34 70V71H35ZM170 70V71H171ZM101 71V70H100ZM106 71V70H105ZM165 71V70H164ZM173 71V70H172ZM171 71V72H172ZM30 72V71H29ZM62 73L61 74H63V71H61ZM166 72V71H165ZM106 73V72H105ZM27 74V75H26ZM167 74V73H166ZM26 75V76H25ZM59 76H61L60 78H59ZM103 76H104V74H103ZM173 76H174V74H173ZM63 77V78H62ZM87 77V78H86ZM168 77V76H167ZM61 78L63 79V80H61ZM89 78V79H88ZM176 78V77H175ZM75 80H77L76 81V83H75ZM79 80V81H78ZM82 80V81H83ZM93 80V82L94 83H96V86H98L97 84H100L99 86H98V88L95 86V84L94 85H91L92 83L90 82V81H92ZM102 80V79H101ZM107 80H108V78H107ZM106 80V81H107ZM170 80V79H169ZM73 81H74V83L76 84H73ZM111 82V78L108 80V82ZM116 81H114V83H115ZM61 83H59V84H61ZM106 83V82H105ZM118 83V82H117ZM122 84H124L123 82H122ZM86 85V84H85ZM89 85H90V87H92L91 89H90V87H89ZM107 85H108V83H107ZM117 86V85H115V84H113V80H112V84H111V89H107V90H111L112 91V89H114V88H112V87H114V86ZM184 85V86H185ZM236 85V84H235ZM61 86H63V85H61ZM124 86L126 87V89L128 88V84H124ZM187 86V87H188ZM84 87V88H85ZM89 87V88H88ZM106 87V86H105ZM123 87V86H122ZM181 87V86H180ZM182 88H184V87H182ZM185 88H186V86H185ZM66 89H67V86H66ZM79 89V88H78ZM77 89V90H78ZM86 89H83L84 91L86 90ZM105 89V90H106ZM117 89H118V86H117ZM189 89H187V90H189ZM56 90H57V92H56ZM62 90V89H61ZM63 90H64V88H63ZM72 90V89H71ZM115 90H116V88H115ZM239 90H237V91H239ZM65 91V90H64ZM67 91V90H66ZM83 91V92H84ZM87 91H85L86 93H87ZM99 91H100V93H99ZM99 91H94L95 93L96 92H98L95 96H96V98H97V100H98V96H99V94H102V91L103 90H99ZM185 91V90H184ZM80 93L79 94H81L82 92H81V90L79 91ZM90 92V91H89ZM89 92L87 93V94H89ZM107 92V91H106ZM70 93V91L68 92V94ZM91 93H92V95H94L93 94V92L91 91L90 92V94H89V96H91L92 98H93V96L91 95ZM234 93H236V92H234ZM78 94V95H79ZM83 94L85 95V93H82V97H84L83 96ZM104 94V95H103ZM103 96H105V93L103 92ZM221 94V93H220ZM220 94H219V96H220ZM230 94H232V93H230ZM61 97H60V96ZM186 95V97H183V98H188L189 99V97ZM238 95V94H237ZM80 96V95H79ZM183 96H185V93L183 94ZM197 96H199V97H197ZM212 96V97H211ZM239 96V97H240ZM68 97V98H67ZM129 96H127V98H128ZM201 97V98H200ZM221 97V96H220ZM229 97H232V99H233V96H229ZM237 97V96H236ZM241 97H240V99H241ZM62 98V99H61ZM88 98V97H87ZM100 98V97H99ZM101 98H102V96H101ZM123 98V97H122ZM226 98V97H225ZM68 99V100H69ZM89 99V100H88ZM87 100L88 101H90V98H88ZM129 99V98H128ZM84 100H86V98L84 99ZM203 100V99H202ZM64 101V100H63ZM74 101H75V99H74ZM222 102V101H221ZM225 102V101H224ZM245 102V101H244ZM64 103H66V110H68V111H71V113H72V110L75 108L74 106H75V104L73 105V107L71 106V104L69 105V106H71V110H69L70 108H68V104L69 103H67L66 102V100L64 101ZM63 102L61 103V104H64ZM72 103H74L73 102V100H72ZM206 103V102H205ZM227 104H229L230 102L228 101V102H226ZM252 103V102H251ZM86 104V103H85ZM87 104H89V103H87ZM217 104V103H216ZM65 105V104H64ZM210 105V104H209ZM60 106V105H59ZM63 106V105H62ZM61 106V108L62 109H59V110H62L61 112H63V113H65L66 111H65V109H64V107H62ZM212 106V105H211ZM218 105H216V107H217ZM78 106H76V108L74 109V111H79L80 109V107L79 108H77ZM85 107V106H84ZM219 107V114L221 115V114H223V110L222 111H220V109H221V107L220 106H218ZM239 107V106H238ZM88 108V107H87ZM213 108V107H212ZM211 108V109H212ZM76 109H78V110H76ZM82 109V108H81ZM213 109H215V107L213 108ZM223 109V108H222ZM83 110V109H82ZM89 110V109H88ZM65 111V112H64ZM84 111V110H83ZM80 112V111H79ZM19 113H21L20 115H19ZM62 113V114H63ZM74 113V112H73ZM72 113V115L75 117V114H73ZM87 113V112H86ZM77 114V113H76ZM219 115V119L220 118H222V116H220ZM79 116V115H78ZM83 116V115H82ZM81 117V116H80ZM86 117H87V115H86ZM86 117L85 116H83L82 118L83 119H86ZM96 117H98V116H96ZM224 117V116H223ZM88 118V117H87ZM62 119V121H64L63 122V124L61 123L62 121H60ZM73 119H76V118H73ZM89 119V118H88ZM88 119H86V120H88ZM91 119H92V117H91ZM96 119V118H95ZM77 120V119H76ZM79 120V119H78ZM93 120V119H92ZM97 120V119H96ZM214 120V119H213ZM226 120V119H225ZM224 120V121H225ZM223 121V122H224ZM228 121V120H227ZM67 123V124H64V123ZM93 122V121H92ZM101 122H102V120H101ZM213 122H215V121H213ZM59 123H61L62 125L60 126L59 125ZM91 123V122H90ZM96 123V122H95ZM73 124V126H71ZM86 126H84V125ZM98 124V123H97ZM217 124H219V123H217ZM217 124H216V126H217ZM230 124V123H229ZM251 124V123H250ZM253 124V123H252ZM68 125V126H67ZM93 125H94V123H93ZM226 126H229L228 124H225ZM230 126H232V125H230ZM254 126V125H253ZM220 127H221V125H220ZM212 128V127H211ZM210 128V129H211ZM218 128V127H217ZM222 129H224V128H226V127H223V123H222V127H221ZM97 129H98V127H97ZM258 130V132H259V134L264 138V129H257ZM256 130V131H257ZM93 131L94 132H96V133H93ZM216 131V130H215ZM211 132V131H210ZM252 132H253V130H252ZM96 136V138H95V136ZM257 134V133H256ZM112 137H113V135H111ZM111 136H109V137H111ZM116 137H117V135H116ZM115 137V138H116ZM233 137H234V135H233ZM260 137V136H259ZM114 137L112 138V139H114V140H117V139H115ZM118 138H120L119 136H118ZM121 139V138H120ZM130 138H128V140H129ZM132 139H134V141H135V138H132ZM229 139H231L230 141L231 142H233V138H229ZM137 140V139H136ZM74 141H77V143H80V141L82 142V143H80L81 144V146H80V148H79V146L78 145H80V144H78V145H76V143L75 144H72V145H74V146H76L75 148H72V146L70 145V143H72V142H74ZM96 141V142H97ZM111 141V142H110ZM165 141V140H164ZM163 141V142H164ZM167 141V140H166ZM226 141V140H225ZM229 141V142H230ZM263 141V140H262ZM32 143V144H34V146L36 145L37 147H38V149H37V147L35 148H29L30 146H27V144L28 143ZM127 142V141H126ZM126 142H124V144L126 143ZM129 142H130V140H129ZM229 142H227V144H229V146H231L230 144H231V142L229 143ZM29 143V144H30ZM152 143V142H151ZM154 143V142H153ZM165 143V142H164ZM168 143V142H167ZM226 143V142H225ZM97 144V143H96ZM132 144V143H131ZM131 144H129V145H131ZM138 144H139V141H138ZM166 144V143H165ZM94 145V144H93ZM117 145H118V143H117ZM127 145V144H126ZM136 145H137V143H136ZM134 146V143L131 145V147L132 146H134V147H136L137 149H139V147H140V149L142 148V146H144V144H142L141 146L140 145H138V146ZM162 145V144H161ZM203 145V144H202ZM71 146V147H70ZM73 146V147H74ZM98 146V145H97ZM102 146V145H101ZM119 146V145H118ZM120 146H121V144H120ZM122 146H124V145H122ZM204 146H206V145H204ZM99 147V146H98ZM208 147H209V145H208ZM208 147L207 148H205V152L206 151H208ZM150 148H153V147H151L150 146ZM36 149V150H35ZM133 149H135V148H133ZM144 149H145V147H144ZM154 149V148H153ZM201 149H202V147H201ZM204 149V148H203ZM202 149V152H200L201 154L202 153H205L204 152V150ZM109 150H112V151H109ZM210 150V149H209ZM105 151V152H104ZM114 151V152H113ZM123 151V150H122ZM125 151V153H127L128 151H126V150H124ZM135 151L136 152H138L136 149H135ZM179 151V150H178ZM182 151V150H181ZM199 151V150H198ZM110 152H113V154H115V155H113L112 153H110ZM135 152V153H136ZM130 153V152H129ZM128 153V154H129ZM149 153H147V157L149 156L148 155ZM129 155H133L132 153L131 154H129ZM136 155H138V153H136ZM151 155H155V154H153V152L152 153H150V157H151ZM207 155V154H206ZM205 155V156H206ZM142 156V155H141ZM152 156V157H153ZM185 156H187L186 154H185ZM203 156V155H202ZM227 156H229L230 157V155H227ZM134 157V156H133ZM179 157V156H178ZM182 159H183V157L184 156H180ZM179 157V158H180ZM103 158H105V159H103ZM107 158H110V160L111 161H113V162H111L110 163V161H109V159H107ZM139 158V157H138ZM138 158H136L135 157V159H137V161H138ZM141 158V157H140ZM144 158H146V157H144ZM187 158V157H186ZM101 159H103V161H99V160H101ZM134 159V158H133ZM134 159V160H135ZM142 159V158H141ZM98 160V163H96V161ZM185 161H187L186 159H185ZM228 161V160H227ZM100 162V163H99ZM104 164H103V163ZM107 162H108V165H110V170H109V166L108 165H106L107 164ZM141 162V163H140ZM184 161H182V163H183ZM149 163H150V161H149ZM181 163V164H182ZM111 164H113V166L111 165ZM184 164H185V162L182 164L183 166H184ZM39 165V164H38ZM46 165H45V167H46ZM53 166H54V164H52ZM108 166V168L106 167V166ZM180 165V164H179ZM192 165V164H191ZM59 167L61 166V165H58ZM63 166V165H62ZM187 166V165H186ZM30 167V166H29ZM38 167V166H37ZM50 167V166H49ZM55 167V166H54ZM112 167H114V168H112ZM165 167H166V169H169L170 171H171V169L169 168V166L166 164V166L164 165V169H165ZM7 167H5V169H6ZM194 168V167H193ZM192 168V169H193ZM4 169V167H2V169H0L1 170V173H2V175H4L5 174V172H6V174L9 176V174L11 173L10 172V170L8 171V169H7V171H3V170H5ZM23 169H27V167L26 168H23ZM33 169V168H32ZM44 169V168H43ZM61 169H62V167H61ZM73 169V168H72ZM166 169H165V171H166ZM28 170V173H29V169H27ZM45 170H47V169H45ZM48 170H51V168L49 169L48 168ZM48 170H47V172L46 173H48ZM62 170H64V169H62ZM91 170H93V171H91ZM128 170V171H129ZM183 170H185V171H187L188 173H189V170H188V168H186L185 167V169H183ZM24 171V170H23ZM78 171V170H77ZM93 173L94 172V174H92L91 172ZM128 171H126V173H128ZM132 171H133V173H132ZM161 171H163V170H161ZM8 172H9V174H8ZM35 172V171H34ZM36 172H38V171H36ZM55 172V171H54ZM64 172H65V170H64ZM63 172V173H64ZM69 172H70V170H69ZM122 172V173H121ZM136 174H135V173ZM159 172V171H158ZM187 172H185V174H184V171H183V173H182V175L184 176V178H185V176H186V173ZM191 172V171H190ZM192 172H194V171H192ZM1 173H0V179H1ZM45 173V174H46ZM51 173V172H50ZM120 173V174H119ZM138 173V174H137ZM157 173V174H156ZM161 173V172H160ZM37 173H35V175H36ZM44 174V176H40V177H38L37 176V178L40 180V181H42L43 182V185H42V187L44 186L45 187V185H47V187L49 188H43L44 190L46 189L47 191L49 190H52V189H54V188H61V186L57 183V181H56V179H54L53 177H55V176H53L52 174V176L51 175H48V174H46L45 175ZM61 174V173H60ZM133 174V175H132ZM176 174H178V173H176ZM11 176H12V174H10ZM30 175V174H29ZM118 175V176H117ZM137 175V176H136ZM156 175V176H155ZM190 175H192L191 173H190ZM6 177L7 176H5L4 177V179L6 180ZM14 177V176H13ZM12 177V178H13ZM30 177V176H29ZM33 177V176H32ZM58 177V176H57ZM59 177H62V176H59ZM118 177V178H117ZM120 177V178H119ZM127 177V178H126ZM188 177V178H187ZM194 178H195V176H193ZM192 177V178H193ZM11 178V179H12ZM31 178V177H30ZM36 178V177H35ZM36 178V179H37ZM121 178V179H122ZM186 178L188 179V180H186V181H184V180H182V179H180V181L182 180V185H184L187 181H192V178H191V176H190V178H189V176H186ZM197 178V177H196ZM9 179H10V176H9ZM58 179H61V178H58ZM118 179V180H117ZM198 179V178H197ZM4 180V181H5ZM21 180H23V179H21ZM34 180V179H33ZM176 180V181H175ZM24 181V180H23ZM28 181V180H27ZM30 182H27V185L29 184V183H33V181H31V180H29ZM36 181V180H35ZM78 181V180H77ZM7 182L8 181H6L5 182V184L7 185ZM9 182H11V180L9 181ZM8 182V183H9ZM15 182H20V184L22 183V181H15ZM38 182V181H37ZM36 182V183H37ZM61 182H64V181H61ZM123 182H124V180H123ZM193 182H194V180H193ZM195 182H197V181H195ZM194 182V183H195ZM71 182H69V184H70ZM74 183V182H73ZM77 183V182H76ZM120 183V182H119ZM0 184H2V183H0ZM4 184V183H3ZM11 184H14V183H12L11 182ZM10 184V185H11ZM23 184V183H22ZM26 184V180H25V183H24V185ZM38 184L39 185H41L40 184V182H38ZM45 184V185H44ZM69 184H68V186H69ZM78 184H82V183H78ZM175 184H176V187H175ZM193 184V183H192ZM10 185H9V188H10ZM17 185V186H16ZM65 185H66V183H65ZM71 185V184H70ZM74 185V184H73ZM11 186H13L12 188L15 190L14 192H16L17 190L18 191H20V193H22L23 194V190L21 189L22 187H21V185L19 186L18 184H16L15 183V185H11ZM52 188H50V187ZM67 186V185H66ZM82 186V185H81ZM90 186V185H89ZM260 186H261V184H260ZM18 188V189H15V188ZM21 187V188H20ZM29 186H27V188H28ZM65 187V186H64ZM63 186H62V188H64ZM76 187H78V186H76ZM80 187V186H79ZM174 187L176 188L175 190H172V189H174ZM193 187V186H192ZM6 189H7V187H5ZM12 188H10V189H12ZM31 188H33V187H31ZM71 188H73V189H75V187L73 186H71ZM250 188H252L251 186H250ZM6 189H5V191H6ZM24 191H26V188H25V186H24ZM73 189H71V191H69V190H67L68 191V193L70 192V193H72V195H76L77 193H81V195H85V191L82 189V188H79L78 190V192L76 193V191L74 192L73 191ZM88 189H90V188H88ZM95 189V188H94ZM2 190H3V188H2ZM7 190H9V189H7ZM31 190V189H30ZM29 190V191H30ZM54 190H56V189H54ZM54 190H53V192H51V193H56V191L54 192ZM75 190H77V189H75ZM82 190V192H80ZM92 189H90V191H91ZM101 190V189H100ZM246 190V189H245ZM250 190H252V189H250ZM1 191V190H0ZM4 191V192H5ZM10 191V190H9ZM9 191H8V193H9ZM49 191H48V194H49ZM57 191H59L58 189H57ZM64 191H65V189H64ZM67 191H66V193H67ZM74 192V194H73V192ZM134 191V192H133ZM145 191V192H144ZM171 191V192H170ZM13 192V191H12ZM85 192V193H84ZM99 192H104L105 193V191H99ZM178 192H179V190H178ZM183 192V191H182ZM229 192V191H228ZM5 193H7V192H5ZM17 193V192H16ZM19 193V192H18ZM29 193H31L30 194V199L32 198V192H29ZM28 193V194H29ZM36 193H38V192H36ZM41 193H43V192H41ZM58 193H60V192H58ZM69 193V194H70ZM83 193V194H82ZM91 192H88V194H90ZM96 193V192H95ZM39 194V193H38ZM44 194V193H43ZM39 194L38 196L40 197L41 196V198L42 199H44V201H45V203H47V204H50V202L48 203L47 201H46V199L45 198H49V196L47 195V196H45L46 194ZM57 194V193H56ZM78 194V195H79ZM99 194H101V193H99ZM98 194V196H100ZM172 194H175V193H172ZM232 194H233V196L236 198V200H237V204H238V206H239V209H240V213H241V216L243 217V218H247L248 217V215L250 214V211H249V207H248V204H247V202H246V200H245V198H244V196H243V194L241 193V191L240 190H238V189H236V188H234L233 190H232ZM18 195V194H17ZM19 195H21V194H19ZM18 195V197H20ZM26 196H27V194H25ZM71 195V194H70ZM119 194H117L116 196H118ZM149 195H146V197L148 196V198H150L151 197V195L149 196ZM178 196H180L179 194H177ZM13 196V199L12 200H14V202H12V205L13 204H18V203H21L22 202V204H20V205H25V202L27 201L28 202V204H26L27 206L28 205H31L30 204V202H32V200L29 202V200H24V197H22L23 199H20V198H14V196L15 195H12ZM24 196V195H23ZM42 196H44V197H42ZM53 196V195H52ZM77 196V195H76ZM76 196H74V197H72V198H75L76 199ZM123 196V195H122ZM131 196V195H130ZM130 196H129V198H130ZM152 196V197H153ZM173 196V195H172ZM249 196V195H248ZM248 196H247V198H248ZM16 197V196H15ZM28 197V196H27ZM81 196H77V198H79L78 199V201L77 200H75V201H77V207H79V208H81V210L82 209H84V206L86 205V204H84V206L82 205L83 203H81V202H84V199H83V197H81ZM93 197H95V196H93ZM125 197V196H124ZM146 197H144V198H146ZM170 197V198H169ZM175 197V199L176 200H174L173 198ZM209 197V196H208ZM250 197V196H249ZM35 197H34V194H33V202H38L39 201V199L37 200L36 198V200L34 199ZM96 198V200L98 201L99 199H100V197L98 198V197H95ZM133 198H135V201H133L134 199ZM138 198H140V197H138ZM173 198L171 199V200H173V201H175L176 203H177V196H173ZM258 198H261V197H258ZM1 199V198H0ZM26 199H29V197L28 198H26ZM82 201H81V200ZM85 199H87V197H85ZM88 199H89V197H88ZM87 199V200H88ZM90 199H91V196H90ZM89 199V200H90ZM94 198H92V203L90 204L92 207L96 204V203H94V200H93ZM122 199V198H121ZM151 199V198H150ZM181 198H179V200H180ZM196 199V198H195ZM209 199V198H208ZM207 199V200H208ZM249 199V198H248ZM251 199V198H250ZM2 200V199H1ZM4 201H3V203H2V201H1V203L2 204H4V202L5 201H7V200H5V199H3ZM12 200H10V201H7V204L6 205H8V203H9V206L11 205L10 203H11V201ZM18 200H23V201H21V202H17ZM49 200V199H48ZM79 200L81 201L80 203H81V205H79ZM86 200V201H87ZM89 200L87 201V202H89ZM95 200V201H96ZM124 200V199H123ZM141 200H142V197H141ZM145 200V199H144ZM157 199H155V200H153L154 202H157L156 201ZM16 201V202H15ZM96 201V202H97ZM140 201V200H139ZM147 201H149V199L147 200ZM161 201V200H160ZM168 201V202H169ZM173 201H170L171 202V204H172V202ZM181 201V200H180ZM178 202L177 204H179V203H182V202H184V201H182V202ZM190 201V200H189ZM23 202H24V204H23ZM87 202H85V203H87ZM138 202V201H137ZM144 202V201H143ZM159 202V201H158ZM157 202V203H158ZM162 202V201H161ZM169 202V203H170ZM174 202V203H175ZM249 203H250V200L248 201ZM6 203V202H5ZM93 203H94V205H93ZM99 203H102V204H100V205H103V201H98V203L96 204V206L99 208H101V210H103V212H105V211H107L106 210V206H108V209L112 206V204H111V206L109 205V204H104L105 206H98V204ZM126 203V202H125ZM146 203V202H145ZM87 204H89V203H87ZM164 203H162V205H163ZM189 204V202L187 203V205ZM192 204V203H191ZM19 205V206H20ZM79 205V206H78ZM128 205V204H127ZM144 204L142 203V206H143ZM146 205V204H145ZM159 205H160V203H159ZM183 205H184V203H183ZM15 206V205H14ZM50 206H51V204H50ZM83 208H82V207ZM129 206V205H128ZM147 206V205H146ZM22 207V206H21ZM24 207V206H23ZM32 207V206H31ZM58 207V206H57ZM55 208V207H51V209H50V207H48V206H45V204L43 205L42 203H40V202H38V203H35L34 204V206H33V209L35 210V211H37V212H42V214H44V215H48V221H49V216L51 217V215H52V219H50V221H52V222H50V223H53L54 221H56V219L55 218H57V220L59 221V219L60 218H62V219H60V220H64V222H65V220H66V216L68 217V215H66L67 213H64V215H66V216H64V217H62L61 216V214H60V218L59 217H56V216H58V215H56L55 216V214H57V212H54V209H56V211L58 210V208ZM102 207H103V209H102ZM104 207H105V209H104ZM192 207V206H191ZM251 207V206H250ZM5 208V207H4ZM15 208V207H14ZM25 208V210H26V207H24ZM23 208V209H24ZM28 208H29V206L27 207V211H28ZM64 208V207H63ZM63 208H61L62 210H65V209H63ZM96 208V207H95ZM113 209H111L112 211H116V209L117 208H115L114 206L112 207ZM115 208V209H114ZM147 208H148V206H147ZM154 208H156V207H154ZM189 208V207H188ZM3 209V208H2ZM6 209V208H5ZM22 209V210H23ZM32 209V208H31ZM31 209H29V210H31ZM88 209H90V208H88ZM93 210H94V208H92ZM91 209V210H92ZM131 210H133V208H130ZM144 209V208H143ZM149 209L151 210V207H149ZM190 209H192V208H190ZM189 209V210H190ZM68 210V209H67ZM77 210H78V208H77ZM76 210V212H75V214L76 213H79L78 211ZM92 210V211H93ZM96 210H98L97 208H96ZM95 210V211H96ZM100 209H99V211L100 212H102ZM119 209H117V212H120V210L118 211ZM150 210H147L148 211V213H151L150 212ZM154 211L156 210V209H153ZM152 210V211H153ZM188 210V209H187ZM5 210L3 209V212H4ZM8 211V210H7ZM24 211V210H23ZM34 211V212H35ZM53 211V212H52ZM109 211V210H108ZM111 211V212H112ZM135 211H137V213L139 212L138 210H135ZM135 211L133 210L132 212L133 213H135ZM140 211H141V209H140ZM159 211H161V210H159ZM158 211V212H159ZM192 211V210H191ZM32 212H33V210H32ZM31 212V213H32ZM61 211H60V208H59V213H60ZM63 212V211H62ZM88 212V210H85V211H83V214L85 213H87ZM102 212V213H103ZM110 211L109 212H107V213H103V215L101 214H99L100 216H103V218H105V220H107V217L108 216H104L105 214H107V215H109V217L110 216H113V215H110V214H112ZM117 212H115V213H117ZM122 212V211H121ZM141 212H143V214H145L144 212H145V210L143 211H141ZM163 212V211H162ZM52 213H54V214H52ZM110 213V214H109ZM156 211L154 212V214H153V216L154 215H156ZM160 213V212H159ZM217 213H219V212H217ZM228 213V212H227ZM34 214V213H33ZM41 214V215H42ZM114 214V213H113ZM118 214H120V213H118ZM118 214H116L117 216H122V215H118ZM124 214V213H123ZM140 214V212L138 213V215ZM142 214V213H141ZM142 214V215H143ZM158 214V213H157ZM165 214V213H164ZM163 214V215H164ZM224 214V213H223ZM260 214V213H259ZM27 215H28V213H27ZM35 215V214H34ZM39 215V214H38ZM40 215V216H41ZM90 215V214H89ZM115 215V214H114ZM115 215V216H116ZM159 215H161V216H163L162 215V213L161 214H159ZM197 221H196V219L195 218H193V217H190V216H173V215H171V214H168V216H167V214L165 215L166 217H169L170 216V218H158L157 216L158 215H156V217L155 218H157L158 220H161L160 222H163V223H165L166 222V224L165 225H167V226H165L164 224L163 225H161L160 223H157L158 224V226H160V228L162 229L164 226L165 227H167V228H169V229H167L166 228V230L168 231V232H170V231H172L173 229L174 230H176V232L174 233L175 235L176 234H178V235H180L181 234V236H182V239L184 238L185 239V242H184V239L182 240V243H188L190 246L188 247V244H186L187 245V247H188V249L190 248V247H192V248H190L191 249V251H190V253H192V250L194 251L193 253V257L195 258V259H198L199 260V258H200V255H199V253H201L202 254V252H201V250H200V248L202 249V247H203V249H204V253H205V256L208 258V259H211L212 261H213V264H224V262H228L227 264H229V262H233V261H231V260H233V259H231L232 257L230 256V259L231 260H229V261H227L228 259H225V257H222V255H221V251L223 250V251H226V253L228 252V251H230V249L227 251V246H229L228 248H230L231 247V249H233V250H231V252L232 251H234V253H235V251H236V249H235V247H233V246H235V245H229L230 243V241L232 242V241H234L232 238H230V237H227V233H225V228L223 229V225H222V228L220 227L221 225H220V221L219 222H217V224L218 225H220V226H218L217 224H216V222L215 221H213L215 224H213V222H212V220H211V218L210 217H204V215H202L201 214V212H197ZM211 215H212V213H211ZM219 215V214H218ZM36 216V215H35ZM53 216H55V218L53 217ZM69 216H70V214H69ZM161 216H159V217H161ZM165 216H163V217H165ZM172 216V217H171ZM261 216V215H260ZM20 217V216H19ZM42 217V216H41ZM71 217V216H70ZM82 217H84V216H81V218ZM99 217V216H98ZM213 217H214V215H213ZM21 218V217H20ZM26 218V220H29L27 217H25ZM35 218V217H34ZM53 218L55 219V220H53ZM63 218H65V219H63ZM80 218V219H81ZM103 218H101V219H103ZM23 219V218H22ZM36 219V218H35ZM47 219V218H46ZM71 219V218H70ZM70 219H69V221H70ZM73 219V218H72ZM71 219V220H72ZM74 219H75V217H74ZM84 219V218H83ZM168 219V220H167ZM220 219V218H219ZM33 220V219H32ZM45 220V219H44ZM96 220V219H95ZM105 220H103V221H105ZM163 220H165V221H163ZM222 220V219H221ZM225 220V219H224ZM223 220V221H224ZM37 221H38V218H37ZM39 221H40V218H39ZM45 221H47V220H45ZM44 221V224L46 223ZM47 221V222H48ZM58 221H56V223L57 224H61V225H63V224H66V226L65 225H63V227L61 228V229H63L64 231L66 230V232H62L63 230H61V229H59L58 230V232H59V234H61L60 232H62V233H67V232H69V233H67L66 235H69L70 234V228H69V231L66 229V227L68 226V225H70L69 223H64L63 221H61L62 223H60V221L58 222ZM73 221V220H72ZM80 222L82 221V219L81 220H79ZM86 221V220H85ZM85 221H82V223L84 222L85 224L87 223V224H89L88 223V221L87 222H85ZM97 221V220H96ZM157 221V220H156ZM199 221H204V223L206 222H208L209 224L210 223H212L211 225L214 227V228H217L216 230H215V232H217V233H220V232H223V233H221V234H218V237H221V238H223L221 235H223V236H225V237H227V238H224L225 240L227 239L228 240V244H223V243H221L222 244V246L220 247V246H218L217 245V243L218 242H216L217 241V239H216V241H214V236L216 237V234L215 233H212V235H211V237H208V236H203L202 237V234H198V232L197 231H199V228H198V226H197V224L199 223V226L200 225H203V224H201V222H199ZM31 222V221H30ZM238 222V221H237ZM82 223H79L80 225H81V227H79L78 229H79V231L80 230H82V232L83 233H85L86 231V234H89L90 232H93L94 230L92 229V227H90V226H88L87 227V225H84L85 226V228H84V231H83V227H82ZM102 223V222H101ZM203 223V222H202ZM228 223V222H227ZM234 223H236L235 221H234ZM239 223V222H238ZM41 224H42V219H41ZM54 224L55 223H53V225L51 226V228L50 229H52V230H54L53 229V227H54ZM57 224H55V227H61V225H57ZM91 224V223H90ZM89 224V225H90ZM107 224V223H106ZM106 224H104V226H106L107 227V225ZM230 224V223H229ZM48 225V224H47ZM46 225V226H47ZM76 225H78V223L76 224ZM93 225H96V224H93ZM109 225V224H108ZM205 225V224H204ZM35 226V225H34ZM40 226V225H39ZM50 226V225H49ZM64 226H65V228H64ZM70 226H73V224L72 225H70ZM79 226V225H78ZM77 226V227H78ZM110 226V225H109ZM216 226V227H215ZM233 227L234 225H230V227ZM237 226V225H236ZM36 227H38V226H36ZM48 227V226H47ZM59 227V228H60ZM76 227V228H77ZM98 227V226H97ZM101 227H103V226H100V229H101ZM105 227V228H106ZM165 227H164V230H165ZM202 227V226H201ZM211 227V226H210ZM218 227H219V229H218ZM229 227V228H230ZM46 228V227H45ZM68 228V227H67ZM75 228V229H76ZM82 228V229H81ZM90 228L93 230V231H90ZM114 228H115V226H114ZM171 228V229H170ZM198 228V230H194V229H197ZM214 228H212V229H214ZM220 228H221V230H220ZM228 228V229H229ZM234 228V230L233 231H235V227H233ZM232 228V229H233ZM256 228V227H255ZM257 228H258V226H257ZM260 228V227H259ZM44 229V228H43ZM46 229H48L49 230V228H46ZM108 230H109V228H107ZM118 229V228H117ZM122 229V228H121ZM124 229V228H123ZM231 229V228H230ZM231 229V230H232ZM74 230V229H73ZM88 230H89V233H88ZM108 230H106V231H108ZM113 230V229H112ZM119 230H120V228H119ZM163 230V229H162ZM165 230V231H166ZM227 230V229H226ZM231 230H229V234L231 233V234H233V231H231ZM110 232H108L110 235H112V236H110L107 232L105 233L104 231H103V233H102V235H104V233H105V236H106V234H107V237H104V240L106 239V238H108V236L109 237H113L114 235H115V232H114V230L113 231H111V230H109ZM124 231H126V230H121V232L119 233H116V235L112 238V239H119V237H121V235L120 234H122V232H123V234L122 235H124ZM212 231V230H211ZM220 231V232H219ZM231 231V232H230ZM238 231V230H237ZM252 231V230H251ZM253 231H254V229H253ZM54 232H55V230H54ZM100 232V231H99ZM200 232V231H199ZM226 232H228V231H226ZM241 232V231H240ZM257 232V231H256ZM56 233V232H55ZM82 233V234H83ZM100 233V234H101ZM113 233V234H112ZM254 233V232H253ZM117 234H119L120 236H117ZM225 234V235H224ZM228 234V235H229ZM231 234H230V236H231ZM66 235L64 234V238L63 239H67V237H66ZM96 235V234H95ZM94 235V236H95ZM130 235H131V233H130ZM178 235H176V237L178 236ZM197 235H199L198 237H197ZM214 235V236H213ZM91 236V237H90ZM90 236L88 235V237H87V239H89L88 240V242L90 243V245H89V243L88 242H86L87 243V246L89 247V246H93L92 248H96V249H98L97 247H95L96 246V244H94V243H96L95 242V240H96V238L98 237L99 239L100 238H102L101 237V235H100V237H99V235L97 236L96 235V238H94L93 237V233H91L90 234ZM181 236H178L177 238H179L180 240H181ZM250 236V235H249ZM61 237H63L62 236V234H61ZM262 237V236H261ZM56 238V237H55ZM69 238V237H68ZM95 240H94V239ZM111 238H109L110 239V241L112 242V240H111ZM124 238V239H123ZM123 238H120V241L123 239V240H125V239H127V238H125V236L123 237ZM228 238H230L231 240H229ZM62 239V240H63ZM103 239V238H102ZM109 239H106L105 241H103V240H101L102 241V243H110V241H108ZM117 239H116V241H117ZM129 239V238H128ZM249 239V238H248ZM59 240V239H58ZM67 240H69V239H67ZM67 240L65 241V240H63V243H61V241H60V244L62 245L61 247H63V245L65 244L64 242H67ZM91 240H94V243H93V241H91ZM122 240V241H123ZM224 240V241H225ZM226 240V241H227ZM108 241V242H107ZM116 241H115V243H113V244H111V245H108V246H111V247H113V245L115 244V249L114 250H112V251H110V249H106L105 250V248H103L102 249V251L101 250H97L98 252H96V251H94V250H96V249H93L92 251H94L95 252V256H97V258L95 257V260H97V259H99L100 260V256L102 255V257L104 258V257H109V259H114L113 261L115 262V260L117 261V260H120L119 258H117L116 257V255H118V256H120L119 254H123L124 252H126L127 253V251L124 249V248H122L121 249V247H123V246H125V245H123L124 244V242H123V244L119 241H117L118 242V244H122L123 246H120V245H116ZM131 241V240H130ZM130 241L128 240L127 242L129 243H126V245H130L132 242H134V241H132L131 243H130ZM187 241V242H186ZM197 241V242H196ZM225 241V242H226ZM246 241V240H245ZM250 240H248L247 242H249ZM260 241V240H259ZM258 241V242H259ZM262 241V240H261ZM83 242V241H82ZM198 242H199V244H198ZM69 243H70V241H69ZM85 243V244H86ZM91 243H93V245L91 244ZM135 243V242H134ZM196 243V244H195ZM220 243H218V244H220ZM234 243V242H233ZM58 244V243H57ZM104 244V245H105ZM197 246V244H198V246L201 244L202 245V247H200L199 246V248L197 249L196 248V246ZM216 244V245H215ZM66 245V244H65ZM103 245V246H104ZM225 245V250L223 249L224 246ZM227 245V246H226ZM236 245H238V243L236 244ZM250 245H252V244H250ZM264 244H262L261 245V247H260V245H259V247L257 246L256 247V249L257 248H259V249H261V248H264V246H263ZM120 246V247H119ZM132 245H130L129 247H131ZM119 247V249H121V250H119V249H117V248ZM128 247V246H127ZM132 247H133V250H132ZM131 247V249L128 251V255L126 254V253H124L123 254V256H125V260H126V263H129V264H131V262H135V261H138V263H140L139 261L140 260H142L143 258H142V256H141V253L139 254L135 249H134V247L135 246H132ZM194 247V248H193ZM217 247V248H216ZM218 247H220L219 248V250H218ZM233 247V248H232ZM241 247V246H240ZM240 247L238 248L239 250H240ZM254 247V246H253ZM66 247L64 246V249H65ZM91 247H90V249H92ZM136 249H137V247H135ZM195 248H196V250L198 251H196L195 250ZM255 248V247H254ZM124 249V250H123ZM189 249V250H190ZM222 249V250H221ZM253 249V248H252ZM54 250H56V249H54ZM81 250V249H80ZM110 251V252H112L111 253V255L109 254V252L108 251ZM123 250V251H122ZM132 250V251H131ZM138 250V249H137ZM143 250V249H142ZM188 250V251H189ZM242 250V249H241ZM255 250V249H254ZM60 251V250H59ZM64 251H67V250H64ZM63 251V252H64ZM83 251V250H82ZM85 251V250H84ZM107 251V252H106ZM113 251H115L116 253H114ZM117 251H119L120 253H117ZM135 251V253L134 254H136V253H138L139 254V256H141V258L139 257V256H137L136 257V259H132V256H131V253L132 252H134ZM195 251H196V253H195ZM103 253V254H105V255H103V254H100V253ZM106 252V253H105ZM141 252V251H140ZM244 252V251H243ZM254 252H256V251H254ZM84 253V252H83ZM90 253V252H89ZM113 253H114V255H113ZM233 253V252H232ZM87 254H88V251H87ZM91 254V253H90ZM96 254H99V256L98 255H96ZM107 254H109L108 256H107ZM133 254V253H132ZM150 254V253H149ZM152 254V253H151ZM227 254H230V253H227ZM253 254V253H252ZM65 255V254H64ZM62 256V257H64L65 258V256ZM86 254H84V256H85ZM112 255L114 256L113 258H111L112 257ZM144 256H146L145 254H143ZM195 255H197V256H195ZM232 255V254H231ZM127 256H130V258L128 257L127 258ZM147 256H149V255H147ZM198 256H199V258H198ZM202 256V255H201ZM222 258H224L223 260H226V261H222V259H220L221 257ZM224 256V255H223ZM61 257V258H62ZM101 257V258H102ZM138 257H139V259H138ZM151 257V256H150ZM197 257V258H196ZM55 258V257H54ZM60 258V257H59ZM63 258V259H64ZM90 258H91V256H90ZM93 258V257H92ZM102 258V259H103ZM116 258V259H115ZM124 258V257H123ZM123 258L121 259V262H123V264H124V260H123ZM152 258V257H151ZM155 258V257H154ZM153 258V259H154ZM127 259H132L133 261H129V260H127ZM138 259V260H137ZM153 259H152V261H153ZM62 260V259H61ZM99 260H97V262L99 261ZM108 259L106 258L105 260L103 259L102 261L103 262H105V261H107ZM123 260V261H122ZM198 260H195V262L197 261V263L196 264H207L206 263V261H205V259H203V258H201L199 261H201V262H199ZM204 262H203V261ZM66 261H67V259H66ZM128 261V262H127ZM155 261V260H154ZM256 261V260H255ZM260 261H262V260H260ZM68 262V261H67ZM66 262V263H67ZM203 262V263H202ZM245 262V261H244ZM263 262V261H262ZM108 264H111V263H109V262H107ZM115 263H117V262H115ZM120 263V262H119ZM125 263V264H126ZM137 263V262H136ZM137 263V264H138ZM147 263V262H146ZM234 263V262H233ZM233 263H231V264H233ZM67 264H69V263H67ZM96 264V263H95ZM121 264V263H120ZM132 264H135V263H132ZM142 264V263H141Z\"/></svg>", "mask_w": 264, "mask_h": 264}]
</instances>
